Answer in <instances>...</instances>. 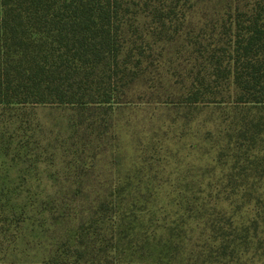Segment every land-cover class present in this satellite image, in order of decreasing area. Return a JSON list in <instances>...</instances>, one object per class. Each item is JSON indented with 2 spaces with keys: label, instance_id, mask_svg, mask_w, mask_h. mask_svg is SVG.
Masks as SVG:
<instances>
[{
  "label": "trees",
  "instance_id": "trees-1",
  "mask_svg": "<svg viewBox=\"0 0 264 264\" xmlns=\"http://www.w3.org/2000/svg\"><path fill=\"white\" fill-rule=\"evenodd\" d=\"M0 264H264V0H0Z\"/></svg>",
  "mask_w": 264,
  "mask_h": 264
},
{
  "label": "rangeland",
  "instance_id": "rangeland-1",
  "mask_svg": "<svg viewBox=\"0 0 264 264\" xmlns=\"http://www.w3.org/2000/svg\"><path fill=\"white\" fill-rule=\"evenodd\" d=\"M124 117L127 118V114ZM174 161L178 162V164L181 163L182 166H184L185 168L192 166L195 167V169H198L200 167L206 166V164L208 165L209 163H211L210 161H208L207 158L202 159L197 156H192V154L189 155V150H184L181 156H178V158ZM195 174L198 173L195 172Z\"/></svg>",
  "mask_w": 264,
  "mask_h": 264
}]
</instances>
